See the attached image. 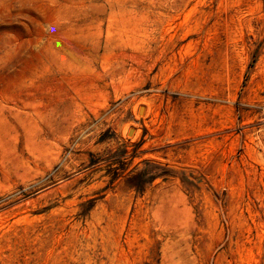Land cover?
<instances>
[{"label":"rangeland","instance_id":"374dc122","mask_svg":"<svg viewBox=\"0 0 264 264\" xmlns=\"http://www.w3.org/2000/svg\"><path fill=\"white\" fill-rule=\"evenodd\" d=\"M0 264H264V0H0Z\"/></svg>","mask_w":264,"mask_h":264},{"label":"water","instance_id":"95a60500","mask_svg":"<svg viewBox=\"0 0 264 264\" xmlns=\"http://www.w3.org/2000/svg\"><path fill=\"white\" fill-rule=\"evenodd\" d=\"M143 108H144L143 106L140 108V112H142V109H143ZM131 130H133V129H131Z\"/></svg>","mask_w":264,"mask_h":264},{"label":"bare ground","instance_id":"6f19581e","mask_svg":"<svg viewBox=\"0 0 264 264\" xmlns=\"http://www.w3.org/2000/svg\"><path fill=\"white\" fill-rule=\"evenodd\" d=\"M144 109V108H143ZM143 109H142V111H143Z\"/></svg>","mask_w":264,"mask_h":264}]
</instances>
